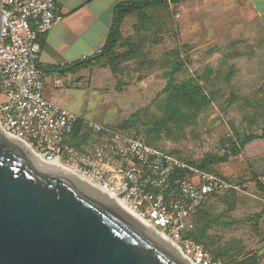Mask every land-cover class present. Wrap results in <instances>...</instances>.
Segmentation results:
<instances>
[{
    "label": "rangeland",
    "instance_id": "374dc122",
    "mask_svg": "<svg viewBox=\"0 0 264 264\" xmlns=\"http://www.w3.org/2000/svg\"><path fill=\"white\" fill-rule=\"evenodd\" d=\"M197 2L185 7L171 4L149 9L153 28L140 34L146 36L145 56L121 63L118 71H113L105 58L99 59L93 63L91 76L86 72L81 84L56 88L65 93L63 103L57 102L76 113L88 131L90 122L115 127L126 134L136 130L149 145L192 164L201 163L208 155L229 153L228 162L215 165V172L236 184L243 177L254 178L242 152L250 137L257 138L264 131V84L258 82V74L251 72L257 65L264 66V58L259 60V53L264 56V46L259 50L258 43L248 38L242 20L237 18L235 30H230L229 35L222 28L223 33L215 41L208 38L210 34L204 29L208 35L202 34L204 41L201 40V25L198 33L193 21ZM184 10L185 18L180 12ZM196 10L201 18L211 13L209 7ZM137 19V14L132 13L128 21ZM176 49H181L179 58L186 60V66L172 73L174 63L166 62L178 61L173 53ZM187 80L200 81L210 101L205 107L197 109L170 102L171 88L167 85ZM133 118L137 119L135 126L131 125ZM89 135L80 150L92 151L100 144L96 136ZM232 141L242 148L239 155L230 153ZM229 171L235 173L233 178L226 174ZM242 196V190L235 196L231 192L213 196L197 221L201 215L202 222L209 220L208 235L214 238V247L226 245L229 254L237 258L251 251L264 258V232L256 217L264 211L243 210L248 202ZM208 250L213 254V250Z\"/></svg>",
    "mask_w": 264,
    "mask_h": 264
},
{
    "label": "built area",
    "instance_id": "2783aa9c",
    "mask_svg": "<svg viewBox=\"0 0 264 264\" xmlns=\"http://www.w3.org/2000/svg\"><path fill=\"white\" fill-rule=\"evenodd\" d=\"M2 2V130L22 141L42 160L78 173L124 202L141 221L176 245L192 264H222L185 232L193 228L194 217L210 198L233 188L238 190L239 186L149 145L136 130L126 134L90 122L88 131L83 123L80 134L88 131L100 144L92 151H82L72 144L80 117L45 96L47 71L40 64L44 35L64 18L58 0ZM67 85L65 76L53 80L55 88Z\"/></svg>",
    "mask_w": 264,
    "mask_h": 264
},
{
    "label": "water",
    "instance_id": "95a60500",
    "mask_svg": "<svg viewBox=\"0 0 264 264\" xmlns=\"http://www.w3.org/2000/svg\"><path fill=\"white\" fill-rule=\"evenodd\" d=\"M2 15L0 0V26ZM42 161L0 126V264H192L111 198Z\"/></svg>",
    "mask_w": 264,
    "mask_h": 264
},
{
    "label": "crops",
    "instance_id": "0c3cea01",
    "mask_svg": "<svg viewBox=\"0 0 264 264\" xmlns=\"http://www.w3.org/2000/svg\"><path fill=\"white\" fill-rule=\"evenodd\" d=\"M123 1L127 0H58V6L64 18L44 35L40 55V64L47 71L45 96L48 99L63 103L64 91L61 94L53 86V80L56 77H67L66 89L81 84L82 78L86 77V72L91 76V69L95 67L93 65L95 62L73 69H70V66L99 54V51L104 48L114 21L115 6ZM193 1L185 0L177 5L185 7V4H193ZM205 7H209L211 13H206V16L201 18L196 8ZM180 12H183L184 18L187 16L185 10ZM194 13L197 15L193 21L195 20L194 25L198 33L201 25L199 36L201 40H203L202 34H207V32L204 33L206 30L210 34L208 38L215 41L219 39L218 34L223 33L224 28L229 35L230 30H235L237 18V21L242 20L243 29L248 38L255 44L258 43L259 50L260 46H264V0H199L194 6ZM130 15L123 20L121 26L124 37L133 35L134 24L137 23V21H128ZM192 23L191 21L189 24ZM259 54L261 55L259 60L262 61L264 56L262 53ZM62 64L64 66H61ZM257 66L253 67L251 72L258 74L259 76H256L258 82L264 84V66ZM251 72L248 77L252 75ZM242 156L254 177L250 179L243 177L239 183H236L242 190L243 200L248 202V206H243V210L264 211V131L257 138H250L244 146ZM226 174L230 177L235 176V173L231 171ZM259 229L264 232V214L260 218ZM263 259L261 257L260 264Z\"/></svg>",
    "mask_w": 264,
    "mask_h": 264
},
{
    "label": "trees",
    "instance_id": "16d2710c",
    "mask_svg": "<svg viewBox=\"0 0 264 264\" xmlns=\"http://www.w3.org/2000/svg\"><path fill=\"white\" fill-rule=\"evenodd\" d=\"M185 0H127L118 3L115 6V17L113 24L111 26L108 39L102 52L89 57L87 60L82 61L81 63H74L70 66V69H73L78 66H82L87 63L97 62L101 58H105L108 63H110L113 71H118L119 66L123 62L136 60L140 56H145L144 51V43L146 42V36L140 35L142 32L150 31L153 28L154 18L152 15H149L148 10L157 6L169 7L171 4H179ZM137 14V23L134 24V35L129 37H124L121 31V26L123 20L130 14ZM137 34H139L137 36ZM122 48L123 50L119 51L118 49ZM177 57H181V49H176L173 51ZM150 64L155 65V61H149ZM173 64V68L171 70L172 73L177 72L186 66V60L178 59V61H167L166 64ZM66 69H69L65 67ZM65 69V70H66ZM200 81L193 82L192 80L184 81L183 83L175 84L170 82L166 88H171L170 93V102L177 104H184L187 107H194L197 109H201L205 107L210 101L204 95L202 86L199 83ZM79 118L74 132L72 134V144L78 146L80 148L81 144L85 142L88 138L89 133L84 132L80 134V129L82 127L83 122ZM115 128V127H114ZM251 136V135H250ZM254 137V136H253ZM252 138V137H250ZM231 150H233V155H239L242 148L239 144L232 141L230 146ZM174 154V153H172ZM176 155V154H174ZM178 156V155H177ZM181 158V157H180ZM230 158V154L226 153L222 156H212L208 155L205 159L198 164L194 165L205 169L210 172H215V165L220 163L228 162ZM216 173V172H215ZM218 174V173H217ZM221 175V174H219ZM223 176V175H221ZM225 177V176H224ZM237 185V184H236ZM240 189V188H239ZM239 189H230L227 193H232L234 196ZM226 194V193H225ZM206 204V203H205ZM204 204V205H205ZM200 208L199 212L194 217V225L193 228L185 232V236L189 237L196 242L202 244L206 249L213 250V255L215 258L221 259L222 264H260L261 257L259 252L251 251L245 256L241 258H237L229 254L230 248L225 246H217L214 247L215 240L212 236L208 235V229L210 228L209 220H203L202 215L200 219L197 221L199 214L203 211V207ZM233 207V206H231ZM259 220L262 217V214L259 213L256 215ZM259 227V225H258ZM207 249V250H208Z\"/></svg>",
    "mask_w": 264,
    "mask_h": 264
},
{
    "label": "bare ground",
    "instance_id": "6f19581e",
    "mask_svg": "<svg viewBox=\"0 0 264 264\" xmlns=\"http://www.w3.org/2000/svg\"><path fill=\"white\" fill-rule=\"evenodd\" d=\"M32 151V150H31ZM33 152V151H32ZM34 153V152H33ZM34 155L37 157V159H39L40 161H42V159L36 154V153H34ZM44 161V160H43ZM42 161V162H43ZM45 163H47V164H52V165H55V166H57V167H60L59 165H56V163H54V162H45ZM60 168H63V167H60ZM64 169H66V168H64ZM71 173L72 174H74L77 178H79L81 181H83L84 183H86V184H88L89 186H91V187H93V188H95L96 190H98L99 192H101L102 194H104V195H106V196H108L109 198H111L113 201H115L118 205H120L121 206V208H123V209H125L129 214H131L132 216H134V217H136L137 219H139L138 218V216L124 203V202H122V201H118L117 199H114L112 196H111V194L109 193V192H107L106 190H104V189H102V188H100V187H98V186H95V185H92L91 183H89L88 181H87V179H85L84 177H82L81 175H79L78 173H75V172H72L71 171ZM140 220V219H139ZM141 221V220H140ZM143 222V221H142ZM144 223V222H143ZM145 224V223H144ZM146 225V224H145ZM146 226H148V225H146ZM148 228H150L156 235H158L161 239H163L164 241H166L168 244H170L174 249H176L181 255H183L182 254V252L180 251V249H178V247L176 246V245H174L168 238H166L165 236H163V235H161L159 232H157L155 229H152L150 226H148ZM184 256V255H183Z\"/></svg>",
    "mask_w": 264,
    "mask_h": 264
}]
</instances>
